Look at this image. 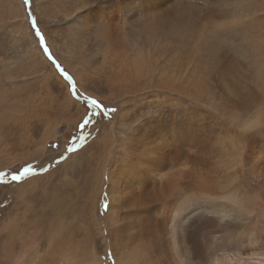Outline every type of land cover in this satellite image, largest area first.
Returning a JSON list of instances; mask_svg holds the SVG:
<instances>
[{"label":"bare ground","instance_id":"bare-ground-1","mask_svg":"<svg viewBox=\"0 0 264 264\" xmlns=\"http://www.w3.org/2000/svg\"><path fill=\"white\" fill-rule=\"evenodd\" d=\"M253 1L33 0L78 93L117 111L107 126L85 128L86 139L61 159L70 179L58 174L49 199L0 236V264L17 245L24 250L14 264H264V44L254 64L243 51L264 37L254 31L264 10L250 12ZM19 22V38L0 37V57L7 46L34 57L41 94L25 109L4 107L0 96V121L13 120L20 146L44 128L40 154L58 133L51 115H68L71 133L86 111L49 66L29 16ZM87 83L103 96L86 92ZM147 154L151 163L137 168L133 160Z\"/></svg>","mask_w":264,"mask_h":264},{"label":"rangeland","instance_id":"rangeland-1","mask_svg":"<svg viewBox=\"0 0 264 264\" xmlns=\"http://www.w3.org/2000/svg\"><path fill=\"white\" fill-rule=\"evenodd\" d=\"M19 1H21L23 5V8L21 7L22 11L17 3V0H0V37L6 36V37L19 38L20 33L23 32V29L25 28L23 25L20 24L19 20L21 18V15L25 14L26 18L28 16H31L32 19H35L37 21L38 27L41 30V32L43 33V29L41 28L43 27L46 31V34H49L48 36L50 37L51 40H53L55 38L56 33L53 30H51L52 28L50 24L51 22H49L48 20H43L41 21L42 23H40V20L38 22L33 0H30L28 5H24L23 0H19ZM66 1L67 0H57L58 4L60 3L59 6L65 5ZM254 1L253 3H251L249 7V9L251 10L250 12L253 11L256 14H260L264 10V5L261 6L256 3V0ZM15 17H17L18 21L14 19ZM28 23H29V27L31 28L30 22ZM254 31L258 32V34H261L262 32L264 33V22L257 21L255 23ZM32 33L34 35L33 31ZM258 37H259V39H257L258 43L255 42L254 39H252L248 41V44L243 45V49H244L243 51L246 54L249 63L251 64H254L256 60V56L254 55L253 50L255 49L254 51H258L259 49L260 50L263 49L264 37L260 38L259 35ZM55 43L57 46L61 45L60 41H56ZM74 43L75 42L71 40L68 47L69 49L67 50H70L72 48V45H74ZM7 47L4 55L0 57V96L1 98L3 96V100L5 103L4 107H7L9 104H13L15 107H18L20 109L24 107L29 108L35 102L34 100L36 98L34 96L41 94L40 85L36 81V77H35L36 74L33 73L34 57L30 56L29 58H27L21 54L16 55L11 51L7 50L8 49ZM77 51L79 50L74 48V50H72V53L74 54L75 58H77L78 63L82 66V68L87 70V65L86 64L84 65L83 62L80 60ZM10 54L13 55L9 57ZM55 58L57 59V57ZM29 66H31L32 68ZM58 88L59 89H55L54 94L60 99L62 95L65 93V90L60 87ZM84 89L86 92H89L98 97L103 96V94L105 93L104 90L100 89L98 85H96L95 83H87ZM82 99H83V95H80L77 100L79 102ZM98 101L105 107L111 106V104L107 105L101 100ZM35 104H37V102ZM4 107L2 105L0 111H2L1 109H3ZM92 111L96 112L97 115H91V113H89V115L91 116V122L89 123L88 127H93L95 125H106V126L108 125V122L112 117L111 115L112 113H110L108 117H105L102 113H99L98 109H93ZM67 116L68 115L66 114H56L55 116L54 115L50 116L51 120H53L54 123L55 122L58 123L57 124L58 128L55 130L58 131V133L54 136L56 139H54V137H50L51 135H49V138L46 139L47 147L44 150V152L40 154L38 152V148L40 146V140L44 138V133H45L44 128L42 127H40L39 129L36 128L34 133L32 132L34 139L31 140L33 141V143L30 142L31 144L29 143V145H25L26 146L25 147L19 145V139H22L23 136L20 134V131L16 128V125L14 124L13 120L8 119L6 121L3 120L0 121V173L5 174L2 177H0V180L3 181V183H0V233H1L0 236L6 235L9 232H14L13 230L16 228H20L22 222L21 220L23 216L22 212L26 210V207L28 209L30 207H37V205L42 204L46 200V198L49 199L50 197L49 194L51 191L50 184L52 185V183L55 180H57V178L59 179L58 174L62 173L63 178L70 179V173L71 171H73L72 167H69L66 170H62L59 172L58 166L62 162L61 159H65L64 157H67L68 154L72 152L67 149L69 147L74 149L78 148L79 145L82 144V141L84 139L77 138L79 136L78 127L75 130H72L71 133L66 132L68 129L64 127V124L68 119ZM53 130H50L49 133H51ZM84 135L85 132L83 130V136ZM70 141L72 142L71 145H69ZM35 149H37V151H35ZM33 157H36V159ZM57 160H60L61 162L57 163ZM26 165H33L34 170L37 172V174L27 177L28 180L25 178V180L23 179L19 183H14L12 181V175L16 174L20 169H22ZM44 168H47L48 171L46 172L43 171ZM24 193L26 194L24 195ZM103 205L104 204L100 206L101 209H104ZM9 221L11 222V224ZM5 226L7 227V229ZM17 247L18 245L15 247L16 251L14 250L16 253L12 252L13 255L12 254L9 255L10 261L8 264H14L17 257L19 258L20 256L23 255L21 249L24 250L23 249L24 247L23 248L18 247L19 249ZM102 250L103 249L100 250L101 254H103ZM14 256L15 259H13Z\"/></svg>","mask_w":264,"mask_h":264},{"label":"snow or ice","instance_id":"snow-or-ice-1","mask_svg":"<svg viewBox=\"0 0 264 264\" xmlns=\"http://www.w3.org/2000/svg\"><path fill=\"white\" fill-rule=\"evenodd\" d=\"M30 0H23L24 5H28ZM31 30L34 32V37L38 40V47L42 50L43 56L49 61V66L53 69L54 73L57 74L59 77H61L65 82L67 86L68 94L74 99L77 100L80 95H83V99L79 102L83 104V106L86 109L85 115L83 116L79 126H78V132L79 136L78 139H86V137H83V130L88 127L89 123L91 122V115H97L96 112H93V109H98L99 113H102L105 117H108L110 113H115L117 109L112 106L105 107L102 105L97 99L94 97L88 96L86 93L81 94L77 91V84L73 77L63 68V66L59 63V61L54 57L52 54L50 48L48 47L46 43V38L44 34L41 32V30L38 27L37 21L35 19H32L31 16H29ZM143 119V118H142ZM71 141L69 142V145H71ZM83 146V145H81ZM67 150L69 151H76L77 149L69 147ZM66 158V157H64ZM61 162L60 160H57V163ZM133 163L137 168H146L151 163V154H147L144 158L140 160H133ZM43 171H48L47 168H44ZM37 172L34 170L33 165H26L22 169H20L16 174L12 175V181L14 183H19L26 177H30L33 175H36ZM5 175L4 173H0V177ZM0 183H3L2 180H0ZM103 208L105 211H107L108 204L105 203L103 205ZM108 258L112 259V253L109 252ZM114 264V260H113Z\"/></svg>","mask_w":264,"mask_h":264}]
</instances>
